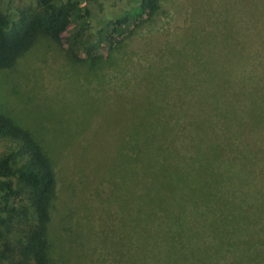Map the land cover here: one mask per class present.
<instances>
[{
    "label": "rangeland",
    "instance_id": "rangeland-1",
    "mask_svg": "<svg viewBox=\"0 0 264 264\" xmlns=\"http://www.w3.org/2000/svg\"><path fill=\"white\" fill-rule=\"evenodd\" d=\"M66 1L97 21L128 6V19L88 41L74 11L58 41L39 36L0 69V114L58 150L63 165L51 264H264V0H158L148 17L129 12L136 0ZM5 7L13 19L35 4ZM173 104L187 119L163 145L178 158L160 164L146 154L143 171L113 173L130 117ZM219 175L221 201H203ZM16 205L26 209L25 197ZM17 227L0 250L8 243L14 254L25 224Z\"/></svg>",
    "mask_w": 264,
    "mask_h": 264
},
{
    "label": "trees",
    "instance_id": "trees-1",
    "mask_svg": "<svg viewBox=\"0 0 264 264\" xmlns=\"http://www.w3.org/2000/svg\"><path fill=\"white\" fill-rule=\"evenodd\" d=\"M33 1L35 8L32 11L19 12L15 18L11 19L5 7L7 0H0V69L9 68L39 36L58 41L66 31L74 11L76 14L83 13L85 17L84 37L88 41H93L94 37L100 33H106L108 26L114 30L128 19L126 13L128 6L111 11L106 10L97 21L92 18L90 8L85 5L79 8L77 3L72 1L64 3L61 0ZM130 1L132 2V0L128 2ZM136 1L137 5L129 11L136 15L143 14L148 17L159 6L158 0ZM86 17L90 19V22H86ZM173 107L176 108L174 111L163 115L140 112L130 117L131 123L123 126L124 138L120 143L122 146L119 147V158L114 160L116 162L113 173L119 169L121 171L127 169L143 171L146 164L143 157L146 154L151 156L150 161L160 164L167 157L170 161L172 158H178L175 149L171 148L172 144L163 145L165 142L170 144V141L174 139V127L179 125L177 128L181 130L180 124L187 119L183 113L173 114L181 110V106L173 104ZM195 124L199 125L200 121H195ZM150 130H158L160 143L155 148L147 147ZM123 134H120V138ZM189 141L197 143L191 137ZM246 142L250 147L253 146L248 140ZM0 144L2 145L0 151V240L5 239L4 235H14L17 232L19 234L20 231H17L15 227L19 228L21 224H25V227L21 229L22 233L17 239H13L15 241L14 254L8 243H5L3 250H0V264H51L50 243L48 242L51 202L55 198L60 176L64 174L63 165L59 161V152L56 149L54 152L53 147L47 151L29 130L18 126L2 114H0ZM225 144L230 145L229 140ZM197 162L201 163L200 160ZM217 183L224 184L222 175H219L213 185L209 186L208 193L205 197L202 196L203 201L205 198L215 202L216 205L221 201L214 200L218 194L217 186L214 188ZM174 184L173 181L172 185ZM19 196L25 197L26 209L16 205ZM190 196L192 195L188 196L189 199ZM227 232L225 230L224 233ZM230 234L231 232L227 234V237ZM227 244L233 247L235 242L228 240Z\"/></svg>",
    "mask_w": 264,
    "mask_h": 264
}]
</instances>
